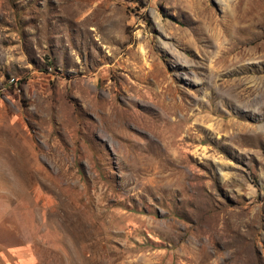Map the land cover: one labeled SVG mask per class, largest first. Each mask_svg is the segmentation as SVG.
<instances>
[{"label": "rangeland", "instance_id": "rangeland-1", "mask_svg": "<svg viewBox=\"0 0 264 264\" xmlns=\"http://www.w3.org/2000/svg\"><path fill=\"white\" fill-rule=\"evenodd\" d=\"M0 91V264H264V0H0Z\"/></svg>", "mask_w": 264, "mask_h": 264}, {"label": "built area", "instance_id": "built-area-1", "mask_svg": "<svg viewBox=\"0 0 264 264\" xmlns=\"http://www.w3.org/2000/svg\"><path fill=\"white\" fill-rule=\"evenodd\" d=\"M10 82H12V81H10ZM0 92H2V91H0Z\"/></svg>", "mask_w": 264, "mask_h": 264}]
</instances>
